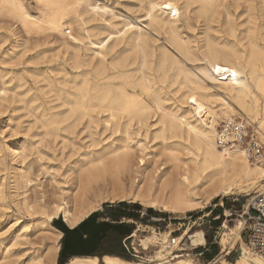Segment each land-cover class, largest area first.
I'll return each mask as SVG.
<instances>
[{"label": "bare ground", "instance_id": "obj_1", "mask_svg": "<svg viewBox=\"0 0 264 264\" xmlns=\"http://www.w3.org/2000/svg\"><path fill=\"white\" fill-rule=\"evenodd\" d=\"M182 1L183 5L178 0H147L144 20L148 31L140 21L120 17L96 0H36L43 6L39 15H32L21 0H0V14L19 23L28 34L49 32L59 37L77 69L73 77L63 78L62 89L53 88L59 102L50 105L49 112L41 110L38 118L43 127L40 141L61 138L64 146L80 125L79 130L89 138L71 206L66 201L51 208L41 204L47 222L62 212L63 223L74 228L101 201L114 199L184 213L207 208L219 196L245 193L264 181L263 157L251 163L242 151L223 152L215 144L216 125L230 114H242L257 121L264 146V32L262 37L255 33V29H264V0H243L247 17L239 24L248 27L242 37L235 34L234 19L226 16L222 24L220 7L226 8L225 0ZM191 3H198L195 18H204L207 26L200 48L183 38L177 25L180 16L190 20ZM90 22L96 23L89 27ZM105 28L109 32L98 37ZM160 32L165 38L156 46ZM220 37L223 41H218ZM244 37L247 42L242 41ZM80 43L85 49L83 57L78 52ZM200 55L206 60L203 65L187 66ZM221 115L223 119L217 122ZM6 150L12 159H19L17 183L31 182L29 170L22 166L25 149L6 145ZM3 191L1 185L0 197ZM23 199L26 209L33 210ZM242 226V220L234 227L226 226L230 233L222 235L221 243L228 242V235H232L231 243L239 239ZM137 231L146 230L136 227L130 236ZM150 232L139 239L144 249L169 237L167 232ZM187 244L204 245L203 231L191 232ZM241 248L239 259L220 264H264L243 241ZM57 250V246L47 250L46 262L54 263ZM165 250L163 244L145 261L104 254L75 256L65 264H193L179 255L166 259ZM34 260L27 264H35Z\"/></svg>", "mask_w": 264, "mask_h": 264}, {"label": "rangeland", "instance_id": "obj_2", "mask_svg": "<svg viewBox=\"0 0 264 264\" xmlns=\"http://www.w3.org/2000/svg\"><path fill=\"white\" fill-rule=\"evenodd\" d=\"M21 1L24 2L26 9L32 15L40 14L43 7L41 3L36 2V0ZM96 1L109 7L120 17L132 22L140 21L143 29L148 30L144 20L147 0ZM178 1L180 5H183L182 0ZM238 3L239 5L234 4L231 0H225L226 8L220 7L222 11L220 19H222V24L227 21V17L232 22L234 19L233 23L237 24L235 34L237 37H242L246 34L244 29H247L248 26L239 23L247 17L245 12L247 3L243 0H239ZM190 5L188 9L190 20L186 21L184 16H180L177 25H179L181 36L190 40L194 48H200L203 43L202 32L207 26L204 18H200V20L195 18L194 6H197L198 3H191ZM118 21L120 22L121 19ZM95 23L90 22L89 27ZM212 25L217 26L216 22H213ZM117 26L121 27L122 25L117 24ZM262 29H255L258 37H262L261 33L264 32ZM108 32L105 28L99 32L98 37L101 38ZM215 34L216 37L221 35V33ZM164 38L165 35L160 32L156 36V46L162 43ZM244 38L242 41L247 42V39ZM230 39L233 40L232 37ZM59 40V37L49 32L28 34L19 23L0 14V91L3 90L4 95L2 97L5 99L3 100L0 96V186L2 185L4 190L0 197V264H27L31 259H35V264H65L73 257L79 256H62L59 254L63 233L61 232L62 234L58 236L57 230H60L55 222L62 221L63 214L59 212L55 221L47 222L46 215L41 208V204L51 208L54 203L63 201L71 206L72 196L77 191L78 166L85 157L84 152L87 150L89 141L87 132L79 130L81 125L76 129L74 137L70 141L67 140L64 146L61 138H57L55 141L39 140V134L43 130L41 121L38 119L40 118V111L49 112V106L59 102L53 88L62 89L64 83L61 81L63 78H71L77 71L73 66V61H71L72 54H68L71 51L63 49ZM218 41H223L222 37ZM239 47L241 46L239 45ZM84 50V45L80 43L78 52L81 57L85 54ZM200 50L202 51V49ZM64 51L68 52L65 53ZM205 61L200 55L197 60L191 61L190 65L187 64V66L193 69L203 65ZM60 92L65 94L63 91ZM222 116L217 118V122L221 118L223 119ZM229 116L243 115L230 114ZM6 145L18 150L25 149L22 166L29 170V176L32 178L28 184L17 183L16 171L20 166L19 159L18 157L11 158L6 150ZM35 147L41 152L40 154H37ZM96 186V184L93 185V187ZM257 190H264V181L245 193L219 196L211 201L207 208L184 213L162 212L138 202L118 201L116 199L101 201L99 206L88 216L93 215L98 221L121 222L131 226L132 230L136 227L146 230L137 231L135 236L128 240L129 243H133L136 252L131 249L128 252L122 247L121 239L124 235H120L122 254L112 255L128 260L145 261L163 245V242L160 241L157 245H150L147 250L138 245L140 244L139 239L151 234V229L158 233L167 232L168 236L170 233L179 236L187 229L188 235L195 230H202L205 244L197 247L186 244L185 247L183 246V250L174 252L178 253L179 257L190 259L193 264H209L210 262L220 264L222 260L234 262L242 256L241 242L244 243L245 241V233L241 231L240 238L235 242L232 241V243V235H228V242L224 245L221 243V238L224 233H230L226 226L231 228L239 220L243 221L240 215ZM89 195L92 198L93 192H89ZM23 197L30 202L33 210L26 209L27 207L22 202ZM187 214H192L191 220H195L194 224L192 221L180 220ZM15 233L17 236L13 238ZM105 236L106 234L102 239ZM158 237L161 239L160 234ZM115 238L117 237L112 235L106 245L99 243L92 254L80 256L101 257L108 254L104 253V250L112 249L111 246ZM51 246L58 247L54 263L46 262L44 257ZM214 248L217 249L216 255L213 254ZM39 258L40 260H38ZM165 258L170 259L171 255H167Z\"/></svg>", "mask_w": 264, "mask_h": 264}, {"label": "built area", "instance_id": "obj_3", "mask_svg": "<svg viewBox=\"0 0 264 264\" xmlns=\"http://www.w3.org/2000/svg\"><path fill=\"white\" fill-rule=\"evenodd\" d=\"M215 144L223 152L242 151L246 159L251 163L260 161L264 157V146L259 125L257 121L247 117L232 116L221 120L215 127ZM192 217V214H187L180 220L190 222ZM240 217L243 218L241 231L246 236L244 241L246 249L251 254L264 260V190L255 192ZM194 221H192V224H194ZM185 231L187 229L179 236L170 233L166 242H163L166 249L165 252L171 257L177 255L178 253L174 252L183 250V246L185 247L187 244L186 237L188 235H184ZM184 236L185 239L183 238ZM132 237L129 233L121 239L122 247L128 252H130V249L137 251L133 243L128 242Z\"/></svg>", "mask_w": 264, "mask_h": 264}, {"label": "water", "instance_id": "obj_4", "mask_svg": "<svg viewBox=\"0 0 264 264\" xmlns=\"http://www.w3.org/2000/svg\"><path fill=\"white\" fill-rule=\"evenodd\" d=\"M57 228L63 233L62 247L59 254L65 255H90L92 254L102 237L108 231L126 235L132 231L131 226L121 222L98 221L90 215L74 228H69L62 221L55 222Z\"/></svg>", "mask_w": 264, "mask_h": 264}, {"label": "trees", "instance_id": "obj_5", "mask_svg": "<svg viewBox=\"0 0 264 264\" xmlns=\"http://www.w3.org/2000/svg\"><path fill=\"white\" fill-rule=\"evenodd\" d=\"M112 235H114L115 238L113 241V244H112V249H109V250H104V253H108V254H119L121 255L122 254V250H121V245H120V235L117 233V232H114V231H108L106 233V236L101 240L100 244L102 245H106L107 241L112 237ZM216 252H217V249L214 248L213 249V254L216 255Z\"/></svg>", "mask_w": 264, "mask_h": 264}, {"label": "snow or ice", "instance_id": "obj_6", "mask_svg": "<svg viewBox=\"0 0 264 264\" xmlns=\"http://www.w3.org/2000/svg\"><path fill=\"white\" fill-rule=\"evenodd\" d=\"M166 7H170V5H166ZM216 71H220V69H219V68H217V69H216Z\"/></svg>", "mask_w": 264, "mask_h": 264}]
</instances>
